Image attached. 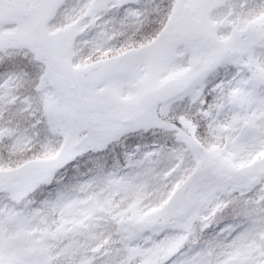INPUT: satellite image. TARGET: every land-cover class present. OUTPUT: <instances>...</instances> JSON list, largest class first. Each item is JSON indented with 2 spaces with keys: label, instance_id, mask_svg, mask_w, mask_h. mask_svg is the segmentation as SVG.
Listing matches in <instances>:
<instances>
[{
  "label": "snow or ice",
  "instance_id": "snow-or-ice-1",
  "mask_svg": "<svg viewBox=\"0 0 264 264\" xmlns=\"http://www.w3.org/2000/svg\"><path fill=\"white\" fill-rule=\"evenodd\" d=\"M0 264H264V0H0Z\"/></svg>",
  "mask_w": 264,
  "mask_h": 264
}]
</instances>
